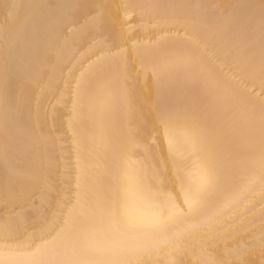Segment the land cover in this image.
Instances as JSON below:
<instances>
[{"label": "bare ground", "instance_id": "obj_1", "mask_svg": "<svg viewBox=\"0 0 264 264\" xmlns=\"http://www.w3.org/2000/svg\"><path fill=\"white\" fill-rule=\"evenodd\" d=\"M0 261L264 264V0H0Z\"/></svg>", "mask_w": 264, "mask_h": 264}, {"label": "snow or ice", "instance_id": "obj_2", "mask_svg": "<svg viewBox=\"0 0 264 264\" xmlns=\"http://www.w3.org/2000/svg\"><path fill=\"white\" fill-rule=\"evenodd\" d=\"M211 183V174L206 169H200L195 181L194 189L185 193V203L188 204L189 207H193L198 204L201 194L211 185ZM0 264H3V262L0 261ZM67 264H78V262L69 261Z\"/></svg>", "mask_w": 264, "mask_h": 264}]
</instances>
